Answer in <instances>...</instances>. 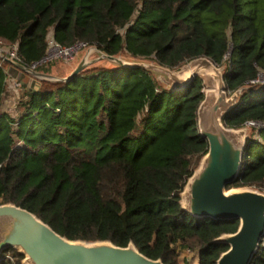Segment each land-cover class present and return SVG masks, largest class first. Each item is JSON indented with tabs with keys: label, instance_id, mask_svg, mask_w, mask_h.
Wrapping results in <instances>:
<instances>
[{
	"label": "trees",
	"instance_id": "16d2710c",
	"mask_svg": "<svg viewBox=\"0 0 264 264\" xmlns=\"http://www.w3.org/2000/svg\"><path fill=\"white\" fill-rule=\"evenodd\" d=\"M49 34L61 46L93 44L169 68L202 56L226 64V90L250 88L223 123H262L227 188L264 192V84L251 83L264 73V0H0V38L18 43L23 65L46 55ZM12 69L22 88L17 117L0 113V204L71 240L132 241L165 264H179V246L196 251L198 264H216L228 245L214 240L235 232L238 219L197 218L179 202L208 150L198 77L168 90L141 67H96L61 83ZM3 76L0 68V91ZM8 252L22 264L14 249L0 264ZM250 264H264V236Z\"/></svg>",
	"mask_w": 264,
	"mask_h": 264
},
{
	"label": "water",
	"instance_id": "95a60500",
	"mask_svg": "<svg viewBox=\"0 0 264 264\" xmlns=\"http://www.w3.org/2000/svg\"><path fill=\"white\" fill-rule=\"evenodd\" d=\"M1 57L34 80L53 83L67 82L83 71L106 64L110 69H146L168 90L187 85L198 77L204 98L198 107L197 121L208 150L184 185L179 202L184 211L197 218L238 219L235 232L214 240L228 245L216 264H250L264 236V192L255 187L227 188L240 172L253 127L233 128L223 123L225 114L239 104L245 90L250 88L243 85L229 93L224 81L226 64L218 66L202 56L169 68L149 58L109 55L92 44L75 54L73 59H78L65 75H53ZM9 249L22 255V264H165L162 259H151L141 253L132 241L127 246H118L110 240L68 239L34 213L4 203L0 204V255Z\"/></svg>",
	"mask_w": 264,
	"mask_h": 264
},
{
	"label": "rangeland",
	"instance_id": "374dc122",
	"mask_svg": "<svg viewBox=\"0 0 264 264\" xmlns=\"http://www.w3.org/2000/svg\"><path fill=\"white\" fill-rule=\"evenodd\" d=\"M81 53L82 52H80L79 55ZM47 57H48L47 61L43 65L50 70L51 73H48V74H53V75H65L69 70H71V68L75 65L78 59L77 57L76 59H72L70 61H64L61 58L56 57L54 54V51L49 48L47 51ZM124 57H127V55H124ZM105 66L108 67V64H106ZM5 68L9 70V72H11L10 74L12 76H16V77L20 76L17 71L12 69V67H5ZM28 78L29 77H27L26 80H28ZM11 80L12 79L9 80L8 78L7 81H9V83L5 82L2 84V89L0 91V113H6L12 117H17L18 109L16 108V106H17L18 98L21 95V93H17V91H14V89H12L11 84H10ZM158 84L163 89H165L161 83L158 82ZM249 134H250V139L248 140V142L252 141L254 137L258 136V132L254 128L253 130L250 131ZM176 248L179 253L178 254L179 264H198V256H197L196 251L192 252V251H189L188 249H180L179 246H177Z\"/></svg>",
	"mask_w": 264,
	"mask_h": 264
},
{
	"label": "built area",
	"instance_id": "2783aa9c",
	"mask_svg": "<svg viewBox=\"0 0 264 264\" xmlns=\"http://www.w3.org/2000/svg\"><path fill=\"white\" fill-rule=\"evenodd\" d=\"M50 38H51V40H50ZM47 40H48V48L54 51V54H55L56 57L61 58L64 61L72 60L74 58L75 54L79 50H81L84 47L88 46L85 43H79V42H77V43H75V44H73L71 46H61L58 43H56V41L53 39L52 34H49ZM48 48H47V51H48ZM1 55H4L9 60H12L14 62L22 64L21 57L18 54V43L10 44V43L6 42L4 39L0 38V68L3 70V74H4L3 82L4 83L5 82L9 83V81H7V79L8 78H9V80L12 79L10 81L12 89H14V91H17V93H20L21 88H22V83H21V81H20V79L18 77L12 76L10 74L11 72H9V70H7L2 65L3 61H5V60L1 57ZM47 58L48 57H47V53H46V55L43 58H41L39 61L34 62L30 66H27V67L31 68L32 70H37L36 68L39 65H43L47 61ZM12 68H13V66H12ZM14 69H16V68H14ZM16 70H18V69H16ZM18 71L20 73H23L20 70H18ZM255 82H259V83L264 84V73L263 74H259L258 77L255 80L251 81V83H255ZM245 125L251 126L254 129H258L259 127L262 126V123L249 121ZM4 257L9 260V264H15L14 258L11 255V253L8 252Z\"/></svg>",
	"mask_w": 264,
	"mask_h": 264
}]
</instances>
